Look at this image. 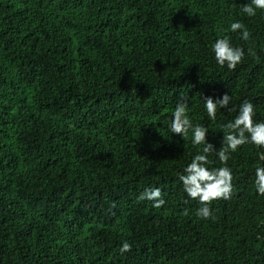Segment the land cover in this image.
I'll return each instance as SVG.
<instances>
[{
  "label": "trees",
  "instance_id": "obj_1",
  "mask_svg": "<svg viewBox=\"0 0 264 264\" xmlns=\"http://www.w3.org/2000/svg\"><path fill=\"white\" fill-rule=\"evenodd\" d=\"M245 3L0 0V264H264V149L230 152L232 194L204 220L179 180L203 145L168 128L186 97L220 167L237 113L212 120L202 98L250 100L264 121V11L248 17ZM236 20L249 40L227 30ZM225 35L245 50L234 69L211 52ZM148 187L164 206L137 198Z\"/></svg>",
  "mask_w": 264,
  "mask_h": 264
},
{
  "label": "clouds",
  "instance_id": "obj_2",
  "mask_svg": "<svg viewBox=\"0 0 264 264\" xmlns=\"http://www.w3.org/2000/svg\"><path fill=\"white\" fill-rule=\"evenodd\" d=\"M257 10L264 11V0H247L239 11L248 17H254ZM227 30L231 33H238L243 41L250 39L249 30L239 20L230 22ZM211 52L216 63L228 69H234L245 56L244 48L233 46L227 35L215 39L211 45ZM202 100L203 108L212 120L216 119L218 109L235 110L237 113L221 128L223 133L221 147L215 151V156L223 166L210 167L209 155L213 153L214 145L207 139L209 129L203 125H194L190 120L187 114L189 101L186 97H181L176 103L168 128L172 134H178L183 140L191 131L193 146L203 145L183 168L182 174H179V180L186 196L201 205L196 210V216L208 220L214 218L211 202L217 199L227 200L232 194L233 174L232 169L227 166L230 152H236L241 146L247 144L264 149V121L254 120L256 111L250 100L241 101L235 109L229 107L231 96L227 93L215 99L207 96ZM259 158L262 163L255 167L253 184L257 195L264 197V152L260 153ZM137 198L152 201L154 208H161L166 204L162 189L159 187L145 188ZM184 214L187 215V211ZM130 250L131 245L127 241H123L119 246L121 255Z\"/></svg>",
  "mask_w": 264,
  "mask_h": 264
}]
</instances>
